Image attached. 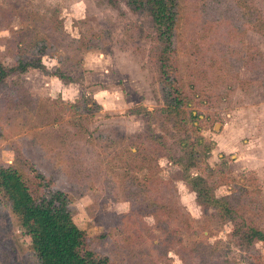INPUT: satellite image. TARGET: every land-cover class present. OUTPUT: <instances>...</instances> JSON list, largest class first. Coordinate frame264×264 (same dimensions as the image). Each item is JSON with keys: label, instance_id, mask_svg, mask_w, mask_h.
I'll return each instance as SVG.
<instances>
[{"label": "rangeland", "instance_id": "obj_1", "mask_svg": "<svg viewBox=\"0 0 264 264\" xmlns=\"http://www.w3.org/2000/svg\"><path fill=\"white\" fill-rule=\"evenodd\" d=\"M177 4L173 58L179 84L190 99L187 111L196 115L197 135L211 145L205 160L210 169L220 166L208 183L215 197L238 200L245 216L264 231V37L247 24L264 23V0ZM153 33L149 18L131 13L120 0H0V62L14 64L18 41L25 61H34L38 47L46 51L41 57L46 74L27 69L8 78L44 103L35 99L8 112L0 102V165L14 161L18 150L52 173L53 187L70 197L73 222L109 264H183L180 259L186 255L188 261L195 243L215 242L214 251L227 264H264V244L256 243L250 254L239 250L229 239L234 223L218 221L211 210L203 214L178 167L165 159L157 160L158 177L173 178V189L163 194L175 196L189 228L173 222L160 233L135 208L142 196L137 181L150 165L138 169L135 140L147 146L149 131L168 142L183 137L160 120L163 103L150 56ZM257 52L263 61L255 60L257 67L249 69L245 54ZM56 70L73 83L51 76ZM56 97L63 102L50 103ZM81 97L89 113L77 118L79 112L65 104L80 106ZM141 108L150 115L128 113ZM171 229L179 242L165 244ZM0 264H34L27 239L2 201Z\"/></svg>", "mask_w": 264, "mask_h": 264}, {"label": "trees", "instance_id": "obj_2", "mask_svg": "<svg viewBox=\"0 0 264 264\" xmlns=\"http://www.w3.org/2000/svg\"><path fill=\"white\" fill-rule=\"evenodd\" d=\"M120 1L131 13L145 14L149 18L154 32L150 56L156 66L163 103V107L158 110L160 120L163 125L171 123L175 131L183 134L182 138L174 136L171 139L172 142H168L161 135L149 131L148 140L151 142L147 146H143L141 139L135 140L134 156L138 157L141 165L138 169H143L144 163L145 165L150 164L140 180L134 177L138 180L136 189L142 194L138 203L135 202L137 212L141 216L150 217L153 229L160 233L167 231L173 222L180 223L183 229L189 228L188 215L175 196L166 197L163 194L166 189L171 190L173 185L171 184L173 178L163 181L158 177L160 167L157 160L165 159L169 164L178 167L180 180L184 181L189 190L194 193V201L203 214L206 215L207 211L211 210L214 213L212 216L218 221L234 223L229 239L239 250L250 254L254 251L256 243L264 244V231L253 219L245 216L246 210L238 204V200L234 202L227 196L217 198L213 195V187L208 183V178H212L220 166L215 165V169H210L208 166L205 156L209 154L211 145L197 135L196 115L187 111L190 99L179 84L180 78L173 58L175 27L178 20L177 0ZM255 21L256 25L252 20L247 24L264 37L262 29L264 23L260 19ZM8 31L14 32L12 29ZM13 47L15 48L14 64L6 66L0 62V102L8 112L18 110L29 102L34 103L37 99L29 96L17 80H8V78L26 73L27 69H37L46 74L45 67L41 63V57L46 55L44 47L35 49L34 61L23 60L19 41L13 43ZM258 53L255 57L254 53L245 54L248 56L249 69L257 67L253 64L255 60L263 61ZM262 71L264 75V68ZM51 76L65 84L73 83V80L60 70L54 71ZM37 100L39 102L41 99ZM56 101L63 102L56 97L50 103L57 104ZM80 101V106H78V101L65 104L66 107L79 112L77 118L81 114L89 113L85 105L87 99L81 97ZM42 103L44 101L41 100L39 104ZM93 104L96 109H100L98 104L94 102ZM128 113L141 117V119L150 115L143 108L131 110ZM79 128L86 129L82 124ZM15 155L14 161L10 164L0 165V201L7 206L21 233L27 239V249L34 264H109L108 257L96 251L85 231L79 229L73 222L69 213L70 197L53 187L52 173L49 175L41 171L33 162L21 156L18 150H15ZM219 158L222 159L223 155ZM191 169L197 174L191 175L189 172ZM148 192L154 193V196H147ZM163 240L165 244H170L172 240L179 242L173 229L169 230ZM216 243L215 245L195 243L192 247V254L187 255L188 261L185 258L186 255L180 261L183 264H191V262L194 264H227V259L225 261L220 259L221 255L214 251Z\"/></svg>", "mask_w": 264, "mask_h": 264}, {"label": "crops", "instance_id": "obj_3", "mask_svg": "<svg viewBox=\"0 0 264 264\" xmlns=\"http://www.w3.org/2000/svg\"><path fill=\"white\" fill-rule=\"evenodd\" d=\"M42 63V62H41ZM43 64V63H42Z\"/></svg>", "mask_w": 264, "mask_h": 264}]
</instances>
